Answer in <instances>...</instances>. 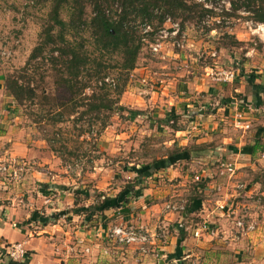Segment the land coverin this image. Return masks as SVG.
Wrapping results in <instances>:
<instances>
[{"label": "crops", "instance_id": "obj_1", "mask_svg": "<svg viewBox=\"0 0 264 264\" xmlns=\"http://www.w3.org/2000/svg\"><path fill=\"white\" fill-rule=\"evenodd\" d=\"M172 64L158 71L138 65L135 72H140L141 81L147 84L153 75L158 82L144 88L140 103L132 101V91L123 92L120 103L126 112L149 106L137 116L150 127L172 128L177 126L170 120L179 115L176 111L188 113L187 126L172 128L171 136L160 143L165 154L157 158H166L171 146L206 148L192 153L190 160L171 165L165 160L167 166L144 176L137 194L126 203L117 194L133 182L135 169L143 164L125 161L128 126L114 134L106 131L112 125L105 128L98 145L110 161L92 168L89 184L78 185L44 141L31 135V125L11 115L13 106L2 99L6 96L0 76V264H264V149L252 155L249 148L255 138L264 148V122L254 112L264 104V73L239 74L221 84L194 71L176 72L172 68L180 65ZM219 161L236 164V179L226 185V194L232 199L229 204L256 222V229L246 236L237 234L235 216L218 207L220 198L226 197L212 185L221 182ZM14 169L18 177L13 176ZM237 180L245 185L243 198L236 197ZM104 197L112 198L106 202L109 208L101 213L88 209ZM171 201H185L184 209L168 210L165 206ZM203 220L209 228L196 236ZM117 223L147 230L148 251L108 240L105 232ZM11 243L22 245L24 259L8 256Z\"/></svg>", "mask_w": 264, "mask_h": 264}, {"label": "rangeland", "instance_id": "obj_2", "mask_svg": "<svg viewBox=\"0 0 264 264\" xmlns=\"http://www.w3.org/2000/svg\"><path fill=\"white\" fill-rule=\"evenodd\" d=\"M52 1L0 0V76L2 75L3 82L5 79H18L19 82L30 84L36 91L34 99H25L23 102L17 103L8 91L2 88L3 94L6 96L2 99H5V103L13 106L11 114L13 117H17L22 124L31 125V135L44 141L49 154L53 152L59 158L60 163L67 170V174L78 185H87L90 183L89 172L92 171V168L104 166L110 161L103 157V150L98 145L106 133L105 129H100V118L95 119L90 115H84L78 119L76 114L65 112L61 121L56 120L57 107L50 102L64 100L68 97V93H65L56 81L59 66L54 57L58 55V51L53 48V44L43 43L44 29L50 23L49 12ZM184 2L188 4V10L178 11L177 17L164 14L162 22L158 21V17L162 15L163 11L161 9L155 11L154 17L151 19L152 22L147 23L150 25L149 35L148 33L143 34L144 20L140 17H129L127 25L134 29L142 43L138 55V65L143 63L146 64L148 70L158 71L170 67L171 62L172 66L178 63L180 66L172 68L174 71L190 75L187 72L190 70L194 71L198 77L201 75L207 77L206 73H216L220 70L235 71L236 78L239 74L263 76L264 31L258 29L257 25H264V22L255 20L246 1L184 0ZM234 2L238 7L236 9L233 7ZM113 11L115 10L113 9ZM207 14L208 17H206ZM73 15L72 0L62 3L59 10L60 18L69 24ZM91 16L92 8L88 4L84 9L83 21L85 23L68 25L63 29L64 38L67 41L74 43L84 41L90 51L93 46L87 24ZM173 24H177L178 27V33L174 36L170 35ZM58 30L57 26L54 27L52 32L54 37L58 35ZM161 30L169 33L168 37L164 39V50L161 52L165 59H161L159 54L152 53L150 49V44L155 41L156 35ZM38 47L40 50L36 51ZM33 53L34 56H32ZM173 54L177 55L176 60L172 58ZM103 60L108 67L104 81L111 83V88L115 84H124L123 92L132 91L131 93L135 96L132 101L137 99L140 103L142 99L138 96L146 95L142 94L144 88L151 89L153 84L158 82L156 76L152 75V78L149 76L151 80H148L146 84L141 81L140 72H135V69L128 73L120 70L118 65L121 55L118 52L104 54ZM91 68L93 66L90 63L87 65L88 71L82 72V79L88 83V86L83 90L82 95L77 96L80 101L83 96L88 97L94 89L102 84V79L90 77L88 80V73H92ZM210 77L211 74L208 75V78ZM110 90L112 91V89ZM110 94L115 97L114 92ZM42 95L47 96L48 103L45 102ZM231 96L236 95L232 94ZM125 101L128 105H133L129 104L131 103L129 99ZM208 102L213 104L211 99ZM84 108L85 106L80 105L77 111H82ZM139 111L146 113L149 111V106L141 108ZM121 112H124V116L121 115ZM176 112L179 114V118L174 123L179 127L187 126V119L190 118L188 113L181 110ZM254 112L259 120L264 122V104L260 110ZM11 115L9 114V116ZM100 117L102 118V114ZM163 117H165L164 113L160 118ZM142 120L145 119L138 116L132 117L126 111L114 112L108 119V126L112 125V127L107 126L106 131L113 132L112 134L122 128L125 129L126 125L128 126L127 148L125 149L128 154L125 161L131 162L132 165H135L134 162L147 163L157 155L165 154V150L162 148L164 146H161L160 143L163 140L166 141L173 132L171 127H162L157 124L150 127L147 121L143 123ZM81 130L83 131L81 132ZM69 182L71 183L70 180ZM195 182L198 181L195 180Z\"/></svg>", "mask_w": 264, "mask_h": 264}, {"label": "trees", "instance_id": "obj_3", "mask_svg": "<svg viewBox=\"0 0 264 264\" xmlns=\"http://www.w3.org/2000/svg\"><path fill=\"white\" fill-rule=\"evenodd\" d=\"M68 0H53L52 6L49 12L50 23L44 29V42L46 44H53L54 49L58 51V55L54 57L55 62L58 63L57 69V84H59L65 93H68V97L61 101H52L51 104H55L57 107V121H61L65 112L76 114L79 118L84 115H90L95 119L101 120L100 129H105L109 121L108 119L114 112L124 111L125 108L119 103L120 96L123 93L124 84H115L111 88V83L104 81V75L107 74L108 68L104 63V54H111L118 52L121 55V61L118 65L120 70L126 73L134 70L138 66V55L142 48L140 37L136 35L134 29L127 25L130 16L140 17L144 20L145 24L152 22L154 12L161 9L162 15L158 17V21H163L164 14H171L173 17H177L178 11L188 10V4L184 0H72L74 7L73 18L70 19L69 24L62 20L59 16V10L62 3ZM247 2L249 10H252L255 20L264 22V0H244ZM90 5L92 8V16L90 17L87 26L90 29V35L92 38L91 44L93 46L90 51L88 45L84 41L81 43H74L67 41L64 38L63 29L68 25H82L84 9L86 5ZM115 5V7H114ZM233 7L238 8L235 2ZM113 9L115 11H113ZM119 10V12H117ZM58 27V35L54 37V27ZM54 37V38H53ZM44 44V45H46ZM40 50L38 47L36 51ZM35 51V52H36ZM34 56V53L32 54ZM93 66L92 73H88V80L93 77L102 79V84L88 97L83 96L81 101L78 100L82 95L88 83L83 81L82 72L88 71L87 65ZM94 64V65H93ZM87 80V81H88ZM3 87L11 95L12 99L21 103L25 99H34L36 91L30 84L19 82L18 79L10 78L5 79ZM114 92V96L110 93ZM45 102L48 103L46 95H42ZM83 105L85 108L82 111H77L78 106ZM139 110H131L128 113L135 117L140 114ZM102 114V118L100 117ZM179 115L171 117L170 120L176 121ZM172 128L176 129L178 126L172 125ZM83 130H81L82 132ZM258 134V132L256 133ZM255 142L250 147V153L255 154L257 151H262L263 144L259 138L254 139ZM204 144L191 145L186 147H173L168 151L166 158H152L149 162L140 165L139 169H135L136 177L133 182H128L124 188L117 194V196L123 201L128 202L130 197L136 195L140 189L142 178L154 173L156 170L166 167V161L168 164H174L177 160L187 159L190 160L192 153H198L205 150ZM55 151L54 149H51ZM249 150V149H248ZM195 152V153H194ZM220 162V161H219ZM217 162V163H219ZM135 186H139L135 189ZM112 198L104 197L103 200L96 205L89 206V208L95 209V212H102V210L109 208L106 205ZM196 199L190 200L187 209L191 208L192 202ZM119 206V205H117ZM94 211V210H93Z\"/></svg>", "mask_w": 264, "mask_h": 264}, {"label": "built area", "instance_id": "obj_4", "mask_svg": "<svg viewBox=\"0 0 264 264\" xmlns=\"http://www.w3.org/2000/svg\"><path fill=\"white\" fill-rule=\"evenodd\" d=\"M225 2V1H221ZM206 7H209L208 5H205ZM208 17V14L206 15ZM207 20V19H206ZM169 21V19H167ZM258 29L261 31H264V25H257ZM172 31L170 35L174 36L178 33V27L177 24L172 25ZM257 29V30H258ZM150 25L144 24V27L142 29L143 34L148 33L150 34ZM258 32V31H257ZM169 35L168 32L161 30L158 35H156V39L153 43L150 44V49L152 53L159 54L161 59H165V56L161 54L165 41L164 39L167 38ZM142 38V37H141ZM143 40L145 38L143 37ZM211 74V79L215 80L217 82H227L232 81L236 77L235 71H218L216 73H208L207 75ZM142 82H146L145 79H142ZM236 171L237 167L235 162L233 161H222L218 164V172L217 177H219V180L221 179V182H214L212 185H214V189L216 193L222 194L225 196L226 194V185L228 183H231L234 179H236ZM13 176L18 177V170L14 169ZM195 180L199 183L201 182V177L196 176ZM225 181V182H223ZM234 188L236 189V197H244L245 192V185L241 181H238L234 183ZM221 201L218 204L219 208H227L226 211L230 215H234V227L236 229V232L239 236H246L250 232H253L256 229V222L251 219H247L245 215L240 214V208L238 209L235 205L229 204V197L226 194L225 198H220ZM185 206V201L178 202H168L166 204V208L170 211H179L183 210ZM241 207V206H240ZM239 211L235 214L236 211ZM242 212V211H241ZM208 222L206 220H203L199 226V230L196 232V236L199 235L200 232L208 230ZM108 240L113 241L114 243L120 244V245H134L136 246L139 251L141 252H147L148 251V244L150 243L151 235L145 230L143 227H135L131 224H123V223H117L114 224L112 227H110L104 234ZM85 251H89L88 248L85 249ZM7 254L8 256L13 260H21L24 259L26 256V252L23 249L22 245L19 243H11L7 248Z\"/></svg>", "mask_w": 264, "mask_h": 264}]
</instances>
